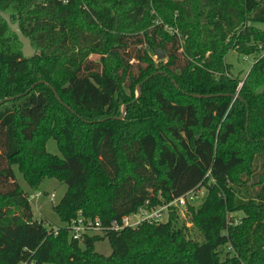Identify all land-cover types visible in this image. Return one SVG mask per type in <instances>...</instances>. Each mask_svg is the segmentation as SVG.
Listing matches in <instances>:
<instances>
[{"label": "trees", "instance_id": "1", "mask_svg": "<svg viewBox=\"0 0 264 264\" xmlns=\"http://www.w3.org/2000/svg\"><path fill=\"white\" fill-rule=\"evenodd\" d=\"M0 9L36 50L25 58L0 17V99L22 93L0 103V264H264V0H0ZM230 50L263 54L241 78ZM50 137L62 156L46 149ZM13 165L35 190L45 177L66 183L53 204L64 224L82 215L106 226L145 200L204 187L186 206L202 239L173 224L177 208L166 221L73 239L33 216ZM101 239L109 254L95 249Z\"/></svg>", "mask_w": 264, "mask_h": 264}, {"label": "rangeland", "instance_id": "2", "mask_svg": "<svg viewBox=\"0 0 264 264\" xmlns=\"http://www.w3.org/2000/svg\"><path fill=\"white\" fill-rule=\"evenodd\" d=\"M256 26L260 29H264V24H256ZM262 54H263V51H258L251 55H243V54L237 53L235 50H230L225 60L231 67V70H230L231 74L243 78L246 72L250 69L251 65L256 60V58H258ZM150 55L154 62H157L160 60V59H157L155 52H150ZM91 57L96 59V56L92 55ZM139 90L140 91H138V88H137L136 96L137 95L139 96L141 94V91H142L141 88ZM123 105L121 107V112L123 109ZM125 111H126V107L123 113ZM247 123L248 122L245 123V126H247ZM46 149L52 153L62 156L56 140L52 137H50L47 140ZM13 168L15 171L16 179L18 183L20 184V186L25 191H28L30 193L29 198H30L33 216L37 219H42L43 222L47 226L57 227L59 225H64V223L60 220L58 214L53 209V204L58 202V200L60 199V197L66 190L67 188L66 183L59 181L55 177H45L40 182L38 189L35 190L34 188H30L28 186L27 182L22 176V173L17 168V165H13ZM201 190H202V193H200V198L195 201L196 203L194 205H197L198 203H200L205 197L206 189L203 187ZM37 192L39 193L37 194ZM51 193L54 194L53 201L49 199V194ZM246 199H247V192L245 190H241L236 196L237 203L245 202ZM175 214L176 215L173 217V224L176 227H179L182 230H184V232L189 237H192L198 240L202 239V235L200 231L198 230V228L195 226L193 222L189 220V216L186 213L185 207H181L177 209ZM243 214H244L243 210L238 209L232 212L231 215L234 218V220L238 222L240 217ZM95 249L104 254H109L111 252V248L106 239H101L97 241L95 243Z\"/></svg>", "mask_w": 264, "mask_h": 264}, {"label": "built area", "instance_id": "3", "mask_svg": "<svg viewBox=\"0 0 264 264\" xmlns=\"http://www.w3.org/2000/svg\"><path fill=\"white\" fill-rule=\"evenodd\" d=\"M202 188L199 190H190L181 195L174 197L171 200L163 201L162 203L152 204L149 200H145L136 210L122 215L119 219H112L106 226L100 218H85L78 215L71 221L65 223L69 228L70 236L73 239L81 240L85 235H92L94 233H103L106 230H118L124 227H136L140 223L166 221L169 213L174 208H181L187 206L188 203L200 198ZM39 192H37L38 194ZM49 199L54 200V194H49ZM24 264V263H17Z\"/></svg>", "mask_w": 264, "mask_h": 264}, {"label": "water", "instance_id": "4", "mask_svg": "<svg viewBox=\"0 0 264 264\" xmlns=\"http://www.w3.org/2000/svg\"><path fill=\"white\" fill-rule=\"evenodd\" d=\"M0 17L6 22L8 28L11 30V32L17 36L18 42L21 44V52H22L23 56L25 58H29V57H32L33 55H35L36 50L33 48L30 38L28 36L24 35V33L22 32V30L20 28V23H19L18 17H17V20L13 22L11 19V16L9 14L5 13L4 11H2L1 9H0ZM156 56H157V59H163L164 58L163 51L158 49L156 51ZM147 78H148V76L145 77L144 80ZM42 81H44V80L39 79V80L31 83L30 86L26 89V92H28L31 88H33L35 86V84H37L38 82H42ZM175 85H177V84L175 83ZM50 87L53 90L54 94L56 95L57 99L62 101L61 98L59 97V95L57 94L55 87H53L52 85H50ZM139 87L140 86H138V91H140ZM263 89H264V85H261L260 87L257 88L256 91L259 93ZM21 94L22 93H18V94L13 95V96L4 97V98L0 99V103L4 102L5 100H8V99L15 98L16 96H19ZM197 95L203 96L200 94H197ZM207 95L208 94H206L204 96H207ZM125 107H126V104L123 105L122 113L120 114V116H122L123 111L125 110Z\"/></svg>", "mask_w": 264, "mask_h": 264}]
</instances>
